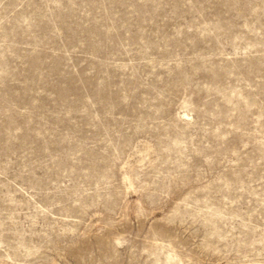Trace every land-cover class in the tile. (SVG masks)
Listing matches in <instances>:
<instances>
[{
	"label": "rangeland",
	"instance_id": "1",
	"mask_svg": "<svg viewBox=\"0 0 264 264\" xmlns=\"http://www.w3.org/2000/svg\"><path fill=\"white\" fill-rule=\"evenodd\" d=\"M0 264H264V0H0Z\"/></svg>",
	"mask_w": 264,
	"mask_h": 264
}]
</instances>
